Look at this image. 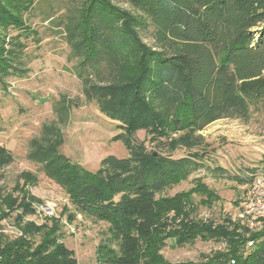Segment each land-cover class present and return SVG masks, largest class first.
<instances>
[{
    "label": "trees",
    "instance_id": "16d2710c",
    "mask_svg": "<svg viewBox=\"0 0 264 264\" xmlns=\"http://www.w3.org/2000/svg\"><path fill=\"white\" fill-rule=\"evenodd\" d=\"M36 0H0V84L24 77L23 18ZM142 15H131L109 0H82L65 23L75 73L83 92L121 129L128 156L104 157L96 170L61 152L64 135L58 124H44L31 141L28 158L60 186L76 212L107 223L97 249L99 264H264V218L260 231L227 218L220 226L197 221L174 222L194 196L203 204L218 195L197 178V186L174 196L164 191L204 168V154L188 146L181 156L150 150L136 137L145 128L170 137L204 130L222 118H244L250 105L264 99V0H131ZM63 25V24H62ZM152 27L155 48L140 38ZM11 29L19 30L10 35ZM31 35L32 30H26ZM93 75L96 76L93 78ZM59 122L69 119L65 100L55 104ZM188 141V138H185ZM189 143V142H187ZM13 157L0 145V169ZM217 167L216 172H224ZM254 170L242 183H250ZM37 181L22 172L10 192L0 191V264H78L62 240L55 217L25 221L34 214L29 185ZM16 214L20 234L5 232L1 222ZM73 217V216H72ZM70 219V218H69ZM219 227V228H217ZM172 231V232H171ZM197 237L227 240L228 248L199 262H169L160 253L163 240ZM249 242L252 244L249 245Z\"/></svg>",
    "mask_w": 264,
    "mask_h": 264
},
{
    "label": "rangeland",
    "instance_id": "374dc122",
    "mask_svg": "<svg viewBox=\"0 0 264 264\" xmlns=\"http://www.w3.org/2000/svg\"><path fill=\"white\" fill-rule=\"evenodd\" d=\"M109 1L131 15H142L131 0ZM81 2L36 0L23 15L27 27L21 36L26 45L22 60L28 72L21 78L10 77L5 89L0 84V145L13 157L9 165L0 169V191H12L22 172L35 174L37 181L29 185L31 196L36 197L32 203L35 213L25 215L24 220L40 224L45 216L55 217L62 225V240L75 252L78 264H99L97 249L106 236L107 223L76 212L63 189L46 178L41 166L28 158L31 141L41 136L44 124L60 126L64 135L61 152L88 169L96 170L101 160L111 154L128 156L125 145L114 139L121 132L117 122L86 97L82 80L75 73L78 57L73 54L64 25ZM26 30H32L31 35L27 36ZM18 32L11 29L9 34ZM139 35L143 43L155 48L150 25L140 29ZM60 100L69 105L66 123L59 122L55 110ZM135 134L156 152L181 156L189 153L188 148H193L204 154V168L168 187L162 195L174 196L188 191L197 186V178H201V183L213 190L218 199L203 204L200 200L206 196L196 195L191 203L184 205L182 213L173 210L167 213L166 220L174 222L172 231L182 222L220 226L229 222L227 218L252 231L262 229V221L251 226L242 224L236 217L249 185L236 177L242 178L251 170L264 174V99L252 102L246 117L218 119L199 132H179L166 137L139 128ZM217 167L224 172L214 171ZM16 214L1 222L3 230L12 235L21 233L16 225ZM162 243L160 253L169 262H199L206 255L228 248L227 240L216 237H197L179 243L175 236H168Z\"/></svg>",
    "mask_w": 264,
    "mask_h": 264
},
{
    "label": "built area",
    "instance_id": "2783aa9c",
    "mask_svg": "<svg viewBox=\"0 0 264 264\" xmlns=\"http://www.w3.org/2000/svg\"><path fill=\"white\" fill-rule=\"evenodd\" d=\"M238 220L242 224L255 226L264 218V174L253 176L237 209Z\"/></svg>",
    "mask_w": 264,
    "mask_h": 264
}]
</instances>
